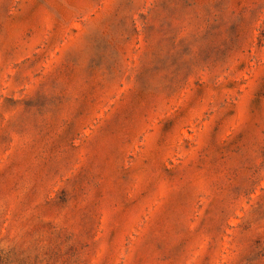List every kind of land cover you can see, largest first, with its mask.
Here are the masks:
<instances>
[{"label": "rangeland", "instance_id": "rangeland-1", "mask_svg": "<svg viewBox=\"0 0 264 264\" xmlns=\"http://www.w3.org/2000/svg\"><path fill=\"white\" fill-rule=\"evenodd\" d=\"M0 264H264V0H0Z\"/></svg>", "mask_w": 264, "mask_h": 264}]
</instances>
